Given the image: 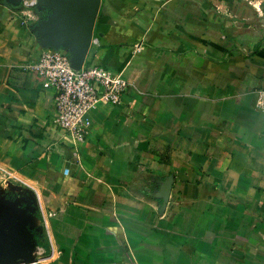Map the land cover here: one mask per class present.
Masks as SVG:
<instances>
[{"label":"crops","instance_id":"obj_1","mask_svg":"<svg viewBox=\"0 0 264 264\" xmlns=\"http://www.w3.org/2000/svg\"><path fill=\"white\" fill-rule=\"evenodd\" d=\"M54 1L23 22L0 0V171L35 195L10 207L29 258L264 264V0H99L87 59L131 86L84 142L54 129L28 68Z\"/></svg>","mask_w":264,"mask_h":264},{"label":"built area","instance_id":"obj_2","mask_svg":"<svg viewBox=\"0 0 264 264\" xmlns=\"http://www.w3.org/2000/svg\"><path fill=\"white\" fill-rule=\"evenodd\" d=\"M23 22L35 19L36 0H23ZM29 70L37 75L42 87L53 94L54 129L76 141L90 137L92 114L102 103L119 105L131 86L121 73L113 68L90 62L79 69L71 66L65 50L42 48ZM255 108L264 112V84L253 91ZM171 179L174 177L170 176ZM53 251L43 259H51ZM35 259L25 264H41Z\"/></svg>","mask_w":264,"mask_h":264},{"label":"water","instance_id":"obj_3","mask_svg":"<svg viewBox=\"0 0 264 264\" xmlns=\"http://www.w3.org/2000/svg\"><path fill=\"white\" fill-rule=\"evenodd\" d=\"M52 15L46 24L49 40L42 48H63L71 66L81 68L87 61L91 46L99 0H55L50 3ZM72 45L71 50L65 46ZM22 223V212L17 208L0 210V264H25L32 261L29 254L33 244Z\"/></svg>","mask_w":264,"mask_h":264},{"label":"rangeland","instance_id":"obj_4","mask_svg":"<svg viewBox=\"0 0 264 264\" xmlns=\"http://www.w3.org/2000/svg\"><path fill=\"white\" fill-rule=\"evenodd\" d=\"M30 195L33 194L22 189L15 179L9 178L0 171V210L15 207L17 200L20 201Z\"/></svg>","mask_w":264,"mask_h":264},{"label":"trees","instance_id":"obj_5","mask_svg":"<svg viewBox=\"0 0 264 264\" xmlns=\"http://www.w3.org/2000/svg\"><path fill=\"white\" fill-rule=\"evenodd\" d=\"M91 61L89 60V59H87V61H86V64H88V63H90Z\"/></svg>","mask_w":264,"mask_h":264}]
</instances>
